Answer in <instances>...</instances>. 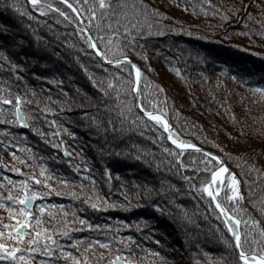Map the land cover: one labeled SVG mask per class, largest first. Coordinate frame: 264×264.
I'll return each mask as SVG.
<instances>
[{
	"label": "trees",
	"instance_id": "obj_1",
	"mask_svg": "<svg viewBox=\"0 0 264 264\" xmlns=\"http://www.w3.org/2000/svg\"><path fill=\"white\" fill-rule=\"evenodd\" d=\"M70 1L110 59L139 65L140 106L165 114L173 138L222 157L219 200L241 221L244 248L264 249V0H107L104 10L98 0ZM37 7L0 0V95L12 101L0 104V200L19 208L6 197L24 182L43 192L30 210L41 223L32 220L24 238L40 231L41 245L44 235L54 241V256L24 253L30 264H75L72 256L80 264L117 256L128 264H241L200 187L217 162L180 154L162 125L139 113L133 69L105 65L64 3ZM16 95L24 127L14 119ZM229 174L239 181L238 203L225 199ZM0 219L15 223L6 207Z\"/></svg>",
	"mask_w": 264,
	"mask_h": 264
},
{
	"label": "snow or ice",
	"instance_id": "obj_2",
	"mask_svg": "<svg viewBox=\"0 0 264 264\" xmlns=\"http://www.w3.org/2000/svg\"><path fill=\"white\" fill-rule=\"evenodd\" d=\"M31 4L34 7H37L39 4V0H30ZM63 3L68 5V7L73 8V11H77L73 7V5L69 2V0H63ZM45 6L40 5L37 7V10H42ZM46 7L52 8L54 5H47ZM95 7V5H94ZM98 7L102 10L104 9H110L112 8V5L107 2V0H98ZM126 7V5H125ZM57 12H60L59 8L55 9ZM61 15H65V13L61 12ZM106 13H102V15H105ZM154 15H160L159 12L153 10ZM115 15V13H113ZM92 16H96V12H92ZM103 23V21H101ZM109 28H111V24L108 25ZM125 32H128V28L125 27ZM112 35H116L115 32L112 33ZM87 42L90 48L95 50V54L100 56L104 60H108L109 63L121 65L122 67L130 66L131 69L135 71V81H130V83H135L137 85V88L135 89L137 98L139 99L140 92H139V82L141 80V71L140 69L135 65L132 64L127 56H122V60L124 62H127L126 64H122L121 59H110L107 54L103 51V49L98 45L97 40L91 35V33H88L87 35ZM103 41L101 40L100 43ZM15 67V65H13ZM113 85L110 83L108 87H112ZM104 90L103 88L101 89ZM162 90V89H161ZM260 91H264V89H258ZM21 95H16L15 97V111H14V119L16 122L20 123L22 126L27 124V121L25 119V116L23 112L21 111ZM12 101L9 99H4L2 95H0V104H11ZM142 108V114L149 118L151 121H155L156 124L162 125L165 132H168V139L171 141L173 145H178L180 149L185 148H196L195 145L181 141L179 138H173L170 130V126L168 122L163 118L162 114L157 113L153 110H148L147 108H144L143 105H141ZM50 111V109H49ZM0 119H7L6 117H0ZM11 122V121H9ZM67 155V153H65ZM205 157H211L214 159L217 163L216 165L208 169L206 168L205 171L210 174V177L207 179V182H202L200 187L202 189V193L206 194L207 197L210 198L212 202L215 203V208L219 209L220 213L224 215L225 217V224L228 228V231L231 233L232 237L235 240L234 243V249L236 250V256L239 262L241 264H264V249L257 252L255 249H245L243 244L241 243V233L240 230L236 227V225H239L241 221L237 219L234 215L230 216L228 215L227 209L224 207V205L220 202L218 194L220 193L221 189L225 186L224 185V173L228 172V169L223 163L220 161L219 157H216L213 153H204ZM179 158V157H178ZM183 167V165L181 164ZM41 176L44 175V172L41 171ZM32 179L37 184L44 183L43 181L39 180L37 177H32ZM226 179L229 181L227 185V191L225 192V199L232 201L233 203H238L240 200H243V195L239 191V181L235 177L234 174H229ZM62 183H67V181H61ZM23 192L17 193V195L13 196L11 193L8 194L6 197V200L11 201L13 205L18 204L19 208L16 207H10L3 203L2 200H0V207H6L7 213H8V219L11 221H15V223H8L5 222L3 219H0V260L3 261H12L13 264H30V261L32 260L31 256L25 255L24 253H32V252H42L46 254L47 256H54L55 253L51 250V245L54 243L52 236L44 235V241L45 243L43 245L40 244V237L41 232L35 231V232H29V238L25 240V231L26 229L32 227L31 221L35 220L36 225L38 226L41 221L39 218L32 216L30 212L31 202L35 199H37L38 196H42L43 192H37V191H30L29 186L27 182H24L23 184ZM93 208L97 207V204H92ZM156 207H159L156 205ZM41 211H43V208H41ZM18 213V215H17ZM81 224L86 223L85 220L81 219L79 221ZM87 227L93 228V227H100V225H92L87 224ZM56 230H60V225L56 226ZM50 231V230H45ZM77 241L73 240V244H76ZM96 244H100L103 247H108V243L101 241H96ZM92 244H88L89 248H92ZM60 252L63 256L68 257L72 254L70 252L64 251L63 248L60 249ZM73 261H75V264H80L79 258L72 256ZM85 260L87 261V257H85ZM41 264H44V262H41ZM56 264H59L57 261ZM108 264H128L127 261L121 262L119 256L116 257V259L111 260L108 262Z\"/></svg>",
	"mask_w": 264,
	"mask_h": 264
},
{
	"label": "water",
	"instance_id": "obj_3",
	"mask_svg": "<svg viewBox=\"0 0 264 264\" xmlns=\"http://www.w3.org/2000/svg\"><path fill=\"white\" fill-rule=\"evenodd\" d=\"M59 1L63 2V0H59ZM69 2L73 5V7H74L75 9H77V11H73V8L68 7V5H66V4H65V5H66V6H67V7H68V8L74 13V15L76 16V18H77L79 24H80L81 27H82L83 32H84L85 35L87 36L88 33H91V31H90V29H89V26L87 25L86 21L84 20L83 16L81 15L80 11L78 10V8H77V7H76V6H75L70 0H69ZM91 35L93 36L92 33H91ZM93 37H94V36H93ZM94 38H95V37H94ZM93 51L95 52L94 49H93ZM97 56H98V55H97ZM98 57H99V59H100L105 65H109V66L117 65V64L109 63L108 60H104V59H102L100 56H98ZM118 59H121L122 64H126V63H127V62H124V61L122 60V58H118ZM128 59H129V58H128ZM129 61H130L132 64H135V65L140 69V71H141V76H142V70H141V68L139 67V65H138L136 62H134V61H132V60H130V59H129ZM133 71H134V70H133ZM135 79H136V77H135V71H134V81H135ZM140 84H141V80H140V82H139V92H140ZM136 88H137V85L134 83L133 91H134V97H135V106H136L137 110L139 111V113H140L143 117H145L146 119H149L148 117H146V116H144V115L142 114V108H141V106H140V96H139V99H138V98H137L136 91H135ZM157 113L162 114L163 118L168 122V124H169V126H170V130L172 131V130H173V127H172V125H171L169 119L167 118V116H166L165 114L161 113V112H157ZM20 125H21V124H20ZM21 126H22V125H21ZM24 126H25V125H24ZM24 126H23V127H24ZM162 127H163V126H162ZM163 131H164V134H165L166 141H167L171 146H173V147H174L179 153H184V152H196V153H201V154H204V153H213L216 157H219L220 161L223 163V165H225V164H224V161H223V159L221 158L220 155H218V154H216V153H214V152H212V151H209V150L203 149V148H201V147L196 146V148H185V149H180V148L178 147V145H173V144L171 143V141L168 139V135H169V133H168V132H165L164 128H163ZM209 177H210V174H209ZM32 205H33V201L31 202V207H30V209L32 208ZM213 205H214V207H215V203H214V202H213ZM216 210H217L218 214L220 215L222 221L224 222V221H225V217H224V215L220 213L219 209H216ZM227 212H228V211H227ZM228 215H230V214L228 213ZM230 216H231V215H230ZM224 224H225V222H224ZM225 226H226V224H225ZM226 229H227V231H228L227 226H226ZM228 234H229V237H230V239H231V242H232V244H233V248H234L235 240H234V238L232 237V235H231V233H230L229 231H228ZM234 250H235V249H234ZM235 252H236V250H235Z\"/></svg>",
	"mask_w": 264,
	"mask_h": 264
}]
</instances>
